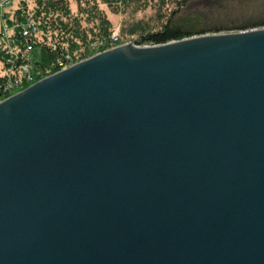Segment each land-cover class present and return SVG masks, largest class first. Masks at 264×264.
<instances>
[{
	"label": "water",
	"instance_id": "obj_1",
	"mask_svg": "<svg viewBox=\"0 0 264 264\" xmlns=\"http://www.w3.org/2000/svg\"><path fill=\"white\" fill-rule=\"evenodd\" d=\"M0 264H264V27L120 44L0 101Z\"/></svg>",
	"mask_w": 264,
	"mask_h": 264
},
{
	"label": "trees",
	"instance_id": "obj_2",
	"mask_svg": "<svg viewBox=\"0 0 264 264\" xmlns=\"http://www.w3.org/2000/svg\"><path fill=\"white\" fill-rule=\"evenodd\" d=\"M118 0H102L111 10L117 11ZM226 4L230 0H217ZM71 2L77 4V12H72ZM188 0L175 3L174 9L160 22L159 28H145L140 34L139 45H159L206 33L245 31L264 27V17L239 23L209 21L205 10H187ZM90 0H20L15 11L17 20L30 17L38 26V33L30 42L29 58L33 71H39L38 78L50 75L60 70L58 61L64 64L78 62L92 56L95 52L104 51L121 44L122 40L113 42L114 34L111 24L96 3L90 5ZM113 11V10H112ZM83 15L85 17H83ZM85 21V25H84ZM12 21H9L11 23ZM19 48L29 42L17 32L14 34ZM0 62L6 67V60L0 55ZM23 61L16 59L12 65L10 78L2 75L0 68V92L2 87L13 78H20V65ZM23 87L28 83H23ZM9 96V95H6Z\"/></svg>",
	"mask_w": 264,
	"mask_h": 264
},
{
	"label": "rangeland",
	"instance_id": "obj_3",
	"mask_svg": "<svg viewBox=\"0 0 264 264\" xmlns=\"http://www.w3.org/2000/svg\"><path fill=\"white\" fill-rule=\"evenodd\" d=\"M177 1L181 0H118L115 3L118 6L117 11H114V9H112V11L106 3L102 2V0H90V3H96L98 5V9L102 11L109 20L111 29L114 33L111 36V40H113V37L116 36L119 40H122L121 44H137L136 42L138 41L140 34L146 30L145 28H159L160 22L165 20L168 14L174 9ZM70 5L72 12L78 11L77 4L75 2H71ZM185 9L205 10V12L208 13L209 21L212 23H239L241 21L263 18L264 0H230L226 4H220L217 0H188L185 5ZM83 17L85 16L83 15ZM85 24L86 23L84 21V25ZM1 31H3L2 21H0V32ZM4 32L6 35L11 34L12 29L7 27ZM0 42H2L1 38ZM98 52H95L94 54ZM74 63L76 62H71L65 65V67ZM43 77L37 78L35 81L29 83L28 86ZM26 87H16L11 90L8 95L11 96ZM9 96L0 97V101Z\"/></svg>",
	"mask_w": 264,
	"mask_h": 264
},
{
	"label": "built area",
	"instance_id": "obj_4",
	"mask_svg": "<svg viewBox=\"0 0 264 264\" xmlns=\"http://www.w3.org/2000/svg\"><path fill=\"white\" fill-rule=\"evenodd\" d=\"M19 1L20 0H0V21L3 22V31L0 32V38L2 39V42H0V55L6 60V64L9 66L6 67L2 62H0V68L2 67L3 69L1 74L7 75L10 78V74L12 72V67L10 65H12L16 59H21L23 61L19 69L22 76L20 78L10 79L2 87L0 97H5L11 92V90L22 86L23 83L29 84L32 81H35L38 78V75H40L39 71H33V65L29 58V50L31 49L29 44L32 38L38 33V26L37 23H35V21H33L29 16L21 20H17L15 18V11L19 8ZM9 21L12 22L9 23ZM7 27L12 29L11 34H5L4 31H6ZM16 32L29 42L21 49L18 46L17 39L14 37ZM112 41L116 43L119 39L114 36ZM67 64H64L60 60L58 61L60 70L66 68L65 65Z\"/></svg>",
	"mask_w": 264,
	"mask_h": 264
}]
</instances>
